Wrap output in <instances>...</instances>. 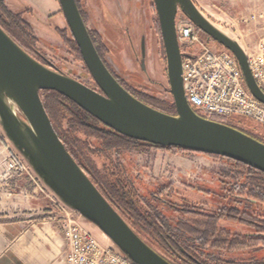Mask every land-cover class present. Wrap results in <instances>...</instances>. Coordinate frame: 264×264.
Masks as SVG:
<instances>
[{"label": "rangeland", "instance_id": "obj_1", "mask_svg": "<svg viewBox=\"0 0 264 264\" xmlns=\"http://www.w3.org/2000/svg\"><path fill=\"white\" fill-rule=\"evenodd\" d=\"M2 1L31 25L33 42L30 48L38 60L46 65L52 63L59 72L97 87L84 60L70 46L73 35L58 0L59 8L43 17L35 15L29 6ZM78 1L95 37L103 45V56L125 84L144 91L149 97L172 103L154 0ZM194 1L215 26L237 37L243 46L254 44L264 36V0ZM253 15L256 19H252ZM208 40L213 49H225L217 41ZM43 95L42 92V99ZM242 122L241 128L264 140V128H257L246 118H242ZM63 128H68L66 120ZM79 137L90 143L94 150L101 151L102 147L95 138L82 134ZM88 157L102 172L103 165L111 168L116 165L132 185L142 207L156 213L170 232L190 247L202 263L264 264V239L251 242L255 244L254 248L242 249L237 244L230 246V241L249 243L254 237V228L240 220L242 217L255 215L254 220L264 221V203L248 195L252 193L264 198V179L254 171L229 161L227 157L174 148L145 146L103 153L98 151ZM238 193L242 196L236 197ZM190 209H194L196 214L189 212ZM220 209L237 210L238 213L234 214L238 218L224 216L220 219L217 216ZM81 224L102 245L113 246L96 226L83 221ZM57 226L61 231L58 223Z\"/></svg>", "mask_w": 264, "mask_h": 264}, {"label": "water", "instance_id": "obj_2", "mask_svg": "<svg viewBox=\"0 0 264 264\" xmlns=\"http://www.w3.org/2000/svg\"><path fill=\"white\" fill-rule=\"evenodd\" d=\"M58 1L98 88L59 72L52 63L39 61L0 25V129L52 195L68 209L78 212L80 220L96 226L112 241L110 248L133 264H174L131 227L66 149L53 127L41 93L53 89L129 138L227 157L264 173L263 142L238 128L198 115L188 103L176 33L178 13L185 14L210 39L235 55L247 88L263 103L264 91L252 75L239 39L215 26L194 0H154L176 114L155 109L118 83L98 53L77 1ZM142 47L145 53L144 39Z\"/></svg>", "mask_w": 264, "mask_h": 264}, {"label": "trees", "instance_id": "obj_3", "mask_svg": "<svg viewBox=\"0 0 264 264\" xmlns=\"http://www.w3.org/2000/svg\"><path fill=\"white\" fill-rule=\"evenodd\" d=\"M81 14L85 23L87 20L80 9ZM0 25L1 27L25 50L34 56L31 52V42L32 38V27L24 20L20 13H15L9 10L2 0H0ZM160 28V27H159ZM158 28V29H159ZM161 32V31H160ZM93 39L94 45L96 46L98 53L105 62L106 66L118 80L123 87H125L132 96L136 97L140 101L146 103L147 105L163 111L169 114H176V107L174 101L172 103H166L155 99L154 97H149L142 90L128 87L125 82L114 72L112 67L107 62L106 58L103 56L102 47L103 45L95 37L93 33H90ZM70 46L74 49L75 54L78 55L82 60V54L77 42L74 38H70ZM38 59L36 56H34ZM40 61V60H39ZM43 101L47 113L51 119L53 127L55 128L58 136L65 144L66 149L71 153L75 160L81 165V167L87 172L91 180L95 183L102 194L109 200V202L117 209V211L122 215V217L131 225V227L153 248H155L158 253H161L165 258L174 264H204L196 256L193 251L190 250L186 244L177 239L173 235L168 226L160 219V217L154 213L151 209H144L138 197L133 190L132 185L129 183L128 179L124 177L121 171L116 165L107 166L103 165V172L97 169L95 164L91 161L89 154L95 152H105L121 149H134L145 146H150L156 149H180L186 152H192L189 150H184L177 147H161L152 145L146 142L135 140L134 138H129L124 136L106 125L100 122L98 119L93 117L87 111H84L81 107L65 97L64 95L52 90H44ZM214 120L218 122L225 123L227 125L233 126L242 130L243 132L249 134L250 136L258 139L264 143V140L260 139L256 135L248 132L240 125H244L241 117L233 118H223L214 117ZM66 120L68 128H63V121ZM259 126H257L258 128ZM84 135L86 137L95 138L102 147L100 150H94L90 143L81 139L79 135ZM94 150V151H91ZM216 156V155H211ZM229 161L234 162L237 165L246 167L251 172L254 171L255 174L259 175L264 179V173L251 168L243 163L237 162L235 160L227 158ZM111 168V169H110ZM231 192L235 195V190L232 189ZM250 197L260 200L264 203L263 197H258L252 193L248 194ZM237 196H242L238 193ZM220 209V213L217 216L222 219L224 216L228 218L237 219L238 216L234 213H238L234 209ZM189 212L196 214L194 209H190ZM248 214V213H247ZM255 215H248L247 218L242 217L240 220L248 223L250 227L254 228V237L248 241L236 240L234 242L230 241V246L254 248L255 244L251 243L253 241L258 242L264 239V221L254 220ZM249 248V249H250Z\"/></svg>", "mask_w": 264, "mask_h": 264}, {"label": "built area", "instance_id": "obj_4", "mask_svg": "<svg viewBox=\"0 0 264 264\" xmlns=\"http://www.w3.org/2000/svg\"><path fill=\"white\" fill-rule=\"evenodd\" d=\"M176 33L182 53L183 89L192 109L206 119L241 117L264 128V103L247 88L235 55L225 47L213 49L208 35L182 12L176 18ZM243 47L252 75L264 91V36ZM0 135L5 138L9 151L4 166L6 175L17 177L27 173L36 183H41L6 137ZM52 200L53 218L66 243L63 264H133L98 242L80 223L78 212L68 209L54 195Z\"/></svg>", "mask_w": 264, "mask_h": 264}, {"label": "crops", "instance_id": "obj_5", "mask_svg": "<svg viewBox=\"0 0 264 264\" xmlns=\"http://www.w3.org/2000/svg\"><path fill=\"white\" fill-rule=\"evenodd\" d=\"M7 1L29 6L42 17L59 8L57 0ZM7 153L0 135V264H63L65 239L53 218L52 193L27 173L7 176Z\"/></svg>", "mask_w": 264, "mask_h": 264}, {"label": "flooded vegetation", "instance_id": "obj_6", "mask_svg": "<svg viewBox=\"0 0 264 264\" xmlns=\"http://www.w3.org/2000/svg\"><path fill=\"white\" fill-rule=\"evenodd\" d=\"M77 1V6L79 7V9H81L82 10V12H83V14H84V16H85V18H86V15H85V12H84V10L82 9V7H80L79 6V1L78 0H76ZM81 12V11H80ZM83 17V16H82ZM109 20V19H108ZM112 20L115 22V23H117L116 22V19H113L112 18ZM107 22V21H106ZM86 25H87V27H88V29H89V32L90 33H93L94 34V30H93V28H91L90 26H89V24H88V22L86 23ZM74 38V37H73ZM210 39V38H209ZM75 40V39H74ZM143 42V41H142ZM145 48H146V45H145ZM96 86H97V84H96ZM96 88H98V86L96 87Z\"/></svg>", "mask_w": 264, "mask_h": 264}]
</instances>
